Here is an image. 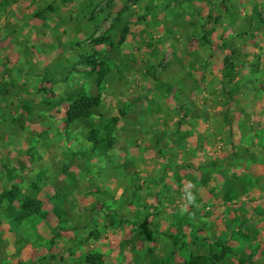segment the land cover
<instances>
[{
	"label": "rangeland",
	"instance_id": "1",
	"mask_svg": "<svg viewBox=\"0 0 264 264\" xmlns=\"http://www.w3.org/2000/svg\"><path fill=\"white\" fill-rule=\"evenodd\" d=\"M5 1L0 264H264V0Z\"/></svg>",
	"mask_w": 264,
	"mask_h": 264
},
{
	"label": "trees",
	"instance_id": "2",
	"mask_svg": "<svg viewBox=\"0 0 264 264\" xmlns=\"http://www.w3.org/2000/svg\"><path fill=\"white\" fill-rule=\"evenodd\" d=\"M7 1L8 0H6L5 3H7ZM90 101H91L90 103H87L85 101L83 102L84 104L82 102H77L72 107H70L68 113L66 114L67 122L72 123L73 121L86 118L88 115H90V112H92V110L98 106V100H90ZM117 121H118L117 119H114V122H117ZM8 198L10 199L9 194L7 195L5 194L2 197L0 196V205L2 204L3 200L8 199ZM35 205H36V202H34V206ZM22 209L26 210V209H29V207H27L26 204H24L22 206Z\"/></svg>",
	"mask_w": 264,
	"mask_h": 264
},
{
	"label": "crops",
	"instance_id": "3",
	"mask_svg": "<svg viewBox=\"0 0 264 264\" xmlns=\"http://www.w3.org/2000/svg\"><path fill=\"white\" fill-rule=\"evenodd\" d=\"M89 24H90V22H89ZM207 162H208V161H207ZM257 172H260V171L258 170Z\"/></svg>",
	"mask_w": 264,
	"mask_h": 264
}]
</instances>
